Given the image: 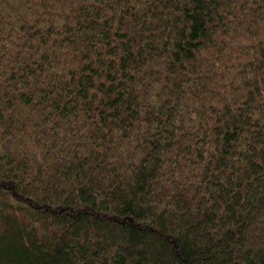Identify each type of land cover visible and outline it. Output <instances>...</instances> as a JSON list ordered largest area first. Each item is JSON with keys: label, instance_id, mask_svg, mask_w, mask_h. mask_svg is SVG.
Segmentation results:
<instances>
[{"label": "trees", "instance_id": "1", "mask_svg": "<svg viewBox=\"0 0 264 264\" xmlns=\"http://www.w3.org/2000/svg\"><path fill=\"white\" fill-rule=\"evenodd\" d=\"M0 264H264V0H0Z\"/></svg>", "mask_w": 264, "mask_h": 264}]
</instances>
